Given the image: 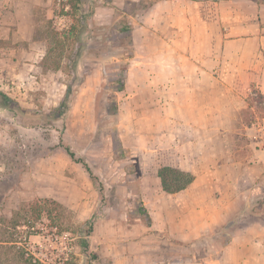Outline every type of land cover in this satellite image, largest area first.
I'll return each mask as SVG.
<instances>
[{
    "label": "rangeland",
    "instance_id": "obj_1",
    "mask_svg": "<svg viewBox=\"0 0 264 264\" xmlns=\"http://www.w3.org/2000/svg\"><path fill=\"white\" fill-rule=\"evenodd\" d=\"M192 14L193 0H79L75 11L66 0H0V91L23 108L0 106V264H152L176 260V249L185 261L189 251L212 261L245 224L241 214L264 226V195L192 246L170 244L149 220L146 206L159 192L155 168L174 155L160 117L161 69L176 65L177 53L207 48L194 42ZM81 44L75 85L70 58ZM121 61L128 62L125 87L115 91ZM68 86L58 117L38 115L52 113ZM248 102L246 120L260 126L264 147V98L250 91ZM89 218L83 250L80 229ZM261 237L256 250L237 255L257 254L260 261L249 263L264 264ZM166 245L173 250L164 253Z\"/></svg>",
    "mask_w": 264,
    "mask_h": 264
},
{
    "label": "crops",
    "instance_id": "obj_2",
    "mask_svg": "<svg viewBox=\"0 0 264 264\" xmlns=\"http://www.w3.org/2000/svg\"><path fill=\"white\" fill-rule=\"evenodd\" d=\"M192 21L194 42L207 48L177 53L176 65L161 69L167 78L160 82L166 91L160 117L171 128L165 136L174 155L158 166L188 170L194 179L185 189L166 193L156 175L159 192L152 208L145 205L154 228L165 232L170 244L190 246L229 212L264 195V147L256 135L261 128L245 117L253 109L250 91L264 98V0H193ZM241 216L245 224L225 246L226 258L185 261L177 254L176 260L152 264L258 263L257 254L244 259L237 252L256 250L264 226L259 217ZM172 250L166 245L164 253Z\"/></svg>",
    "mask_w": 264,
    "mask_h": 264
},
{
    "label": "trees",
    "instance_id": "obj_3",
    "mask_svg": "<svg viewBox=\"0 0 264 264\" xmlns=\"http://www.w3.org/2000/svg\"><path fill=\"white\" fill-rule=\"evenodd\" d=\"M214 1H219V0H214ZM79 4V0H67L66 1V5L68 6V8H70L71 11H75L77 6ZM123 29V33L125 35L126 38H130L131 37V31L130 28L126 25H122ZM75 22L73 23L71 20L70 26L68 28V31L70 32H75ZM85 46L83 44L80 45V49H78V51H76L72 57L70 58V66L75 74V85H78L80 83V81L82 80L80 75H79V70H80V63H81V59L84 55L85 52ZM127 58L131 57V54L126 55ZM119 68L118 71L116 73V77H115V83H116V88L114 89L115 91H122L125 87V78H126V70H127V66H128V62H120L118 64ZM58 65H56L54 68H57ZM70 86L67 87L65 94L62 96V98L59 101V104L56 108H54V110L52 111V113H44V114H38V115H42L45 118L47 116H51L53 118H56L60 115V113L62 112V110L64 111V108L67 106L66 100H67V96L68 93L70 92ZM0 106L2 107H6V108H10V109H17V110H23V108L19 107L18 104L16 102H14L13 100H10L8 98V96L0 91ZM47 119V118H46ZM65 151L67 153V155L74 161L78 162L79 160L74 159V154L72 151L69 150L68 147H65ZM85 169L87 170V172L89 173L90 177L93 178V175L91 174L89 167L84 164ZM156 175L159 179V183H160V187L162 189V191L166 192V193H176L180 190L185 189L194 179V175L188 171V170H182L178 167L175 166H171V165H160L158 166L157 170H156ZM42 201H47V199H42ZM34 209L35 211H37V217L40 215L41 213V200H40V204L39 203H34ZM43 209V208H42ZM140 210L142 212H144L146 209L144 206L140 207ZM148 215V214H147ZM149 217V216H148ZM150 220V217H149ZM150 223V222H148ZM92 224H93V219L89 218L84 222V226L80 229L81 234V239H80V246H82L83 250L86 249L88 247V243H87V236L89 235L90 231L92 230ZM18 221H14L13 222V226H18ZM229 238L227 240H225V242L223 243L224 245H227L229 243ZM174 254V253H173ZM180 255V256H184L185 254L181 253V252H175L174 255ZM179 256V257H180ZM181 257V258H182ZM187 257H189L190 259H194V257H192V255L189 254L187 255ZM183 259V258H182ZM197 261H203L200 259H196Z\"/></svg>",
    "mask_w": 264,
    "mask_h": 264
},
{
    "label": "built area",
    "instance_id": "obj_4",
    "mask_svg": "<svg viewBox=\"0 0 264 264\" xmlns=\"http://www.w3.org/2000/svg\"><path fill=\"white\" fill-rule=\"evenodd\" d=\"M67 1V0H66ZM67 6V5H66ZM68 7V6H67ZM253 94V93H252Z\"/></svg>",
    "mask_w": 264,
    "mask_h": 264
}]
</instances>
